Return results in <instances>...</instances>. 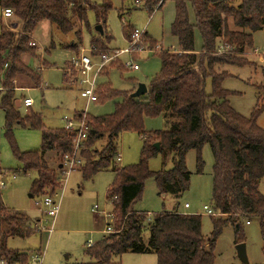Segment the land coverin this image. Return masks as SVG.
Segmentation results:
<instances>
[{"label": "trees", "instance_id": "1", "mask_svg": "<svg viewBox=\"0 0 264 264\" xmlns=\"http://www.w3.org/2000/svg\"><path fill=\"white\" fill-rule=\"evenodd\" d=\"M166 1L143 0L151 13L161 9ZM172 1L176 15L171 34L178 49L161 50V71L147 86L148 93L135 98L134 93L118 92L110 84H104L98 89L99 102L112 98L121 101L113 114L87 118L90 130L81 151L82 178L91 180L102 171L116 173L107 198L109 201L117 198L113 214L118 219L115 233L105 234L87 248L86 255L91 260L87 264H114L126 253L155 254L157 264H214L216 242L224 227L234 224L236 244H242L244 232L239 218L259 216L264 220V193L260 190L264 179V129L258 124L264 113V97L250 117L240 115L229 101L235 93L223 88V82L231 75L220 70L224 66L249 65L240 55L253 48L254 33L264 31V0ZM107 7L111 9L109 4ZM0 8L11 9L17 20L13 30L0 23V109L6 115V136L24 173L37 174L32 194L47 196L50 190L49 196L53 197L60 183L61 167L55 172L46 154L54 151L62 162L72 152L75 135L65 129L47 128L41 115L30 109L23 116L17 107L20 100L15 82L25 76L35 86H41L39 73L22 60L25 54L40 59L36 45H31L38 26L49 23L64 34L74 33L76 42L68 47L77 52L82 44V25L90 32L88 11H99L92 0H0ZM97 23H102L104 34L91 40L95 56L108 53L112 39L107 34L106 14L97 15ZM132 31H124L129 40ZM197 31L202 39L200 50L196 49ZM154 46L152 43L151 47ZM115 68L124 70L120 63ZM106 71L105 68L104 76ZM208 80L212 83L211 93L206 91ZM158 116L164 117L166 129L147 132L145 119ZM16 124L41 130L39 150L19 149L13 137ZM126 132L144 135L145 144L138 164L119 168L118 142ZM103 140L105 145L100 148L98 143ZM206 145L211 147L214 158L211 208L220 215L219 219L213 218L214 230L209 240L202 233L199 215L174 211L150 219L147 213L134 209L149 178H155L163 195L188 191L191 174L187 154L196 151L197 173L203 174L202 151ZM161 152L173 155V168L152 172L148 161ZM34 226L36 223L29 216L4 205L0 187V259L6 264H29L32 252L10 249L8 242L15 237L35 235Z\"/></svg>", "mask_w": 264, "mask_h": 264}, {"label": "rangeland", "instance_id": "2", "mask_svg": "<svg viewBox=\"0 0 264 264\" xmlns=\"http://www.w3.org/2000/svg\"><path fill=\"white\" fill-rule=\"evenodd\" d=\"M137 2H140L141 5H138ZM92 3H95L99 13L88 11L90 30L95 34L97 15L106 14L107 34L112 37L111 42L108 43L110 49L122 50L129 47L125 39V29L144 31L159 42L146 38L145 34L142 45L145 51L135 54L140 70H125L123 64L121 65L124 70H120L115 68L117 62H112L106 67L109 77L102 74L98 79V84H101L100 86L110 84L114 90L128 94L135 93L141 84L149 86L161 71V50L174 52L178 49L174 46L177 41L171 34V24L175 17L174 2L168 0L161 9H156L154 13L144 7L143 0H92ZM108 4L111 5L110 10L107 7ZM3 12L4 10L0 8V23L3 27L13 30L17 21L15 16L6 18ZM191 18L194 21L192 13ZM230 26L233 28L231 22ZM82 28H84L82 45L83 48L89 49L90 34L84 25ZM1 29L0 26V33ZM32 38L40 59L32 58L29 54L23 55L22 58L29 63L34 71L39 73L41 86H35L25 76L17 78L19 111L23 116H26L30 109L41 115L47 128L62 129L65 126V117H78L84 111H87V115L85 119L83 117V121L88 117L98 118L114 113L116 104L121 99L112 98L104 102H93L87 108L85 99L80 96L79 88L77 86L71 88L66 83L71 80L70 61L75 57L74 50L68 47L76 42L74 33L64 34L55 25L44 23L37 27ZM195 41L197 48L200 49L201 36L198 31L195 34ZM152 43L155 44L153 48L151 47ZM220 50H222L221 46ZM112 52L109 51L106 54ZM240 56L248 60V66H224L220 70L227 71L231 75L223 82V88L235 93L229 98L232 108L248 118L260 103V99L264 97L263 30L254 33L253 48ZM122 58L125 60L121 61L125 63L130 59V56L125 55ZM65 67L68 74L66 81L64 78ZM206 91L207 93L212 92L211 80L207 82ZM98 95L100 99L99 91ZM24 97L33 100L34 104L31 108L22 105L21 101L24 100ZM5 118V112L0 109V166L2 168L0 179L5 184L1 187L2 201L8 209L24 213L32 218L33 223H36L35 230H37L36 234L31 237L10 239L9 248L32 252V255L38 254V262L43 260V264L89 263L91 260L86 255L88 243L96 244L104 236L105 222L101 218L102 212L108 210L115 214L114 200L109 201L107 198V190L114 182L115 174L111 170L102 171L93 179L84 181L79 168L71 172L69 176H65L64 178L67 180L63 183L60 177V183L55 192L61 203L59 213L54 221L46 214L47 208L43 205L45 196L33 195L31 192L37 174L36 172L25 174L22 170V163L14 156L6 136ZM258 124L264 129V113L260 116ZM144 127L147 132L165 130L166 121L162 116L147 117ZM13 137L22 152L39 150L42 145V134L39 129L16 124L13 127ZM143 137L144 135L138 132H126L121 135L118 142L120 161L116 160L119 168L133 166L140 162L145 144ZM104 145L105 140L98 143L100 148ZM49 155L48 157H50ZM202 159L205 162V167L203 174H199L197 173L196 151L192 150L187 154L186 163L191 174L188 191L163 195L159 191L155 178L152 177L145 181L143 193L135 203L134 209L137 212L147 213L150 219L159 213L174 212L175 210L199 215L202 220V233L205 239L209 240L214 230L213 221L220 218L219 214L210 215L204 209V206L212 207L213 195L214 158L209 145L204 147ZM60 160L57 156L49 158V165L55 172L58 170L57 165ZM148 166L152 172L170 170L173 168V155L169 152L158 153L157 156L149 159ZM260 190L264 193V179L261 182ZM50 194V190H48L46 195ZM185 204H189L190 208L186 209ZM95 206L99 207L98 211H94ZM37 220L40 221L41 226H37ZM117 220L116 217L113 223L114 230L117 229ZM239 223L244 232L242 244L246 245L249 264H264V220L259 216H242L239 218ZM236 242V226L229 223L217 239L214 264H244L238 256ZM31 261H33L32 258ZM31 261L29 264H36ZM114 264H157V256L155 254L126 253L117 258Z\"/></svg>", "mask_w": 264, "mask_h": 264}, {"label": "built area", "instance_id": "3", "mask_svg": "<svg viewBox=\"0 0 264 264\" xmlns=\"http://www.w3.org/2000/svg\"><path fill=\"white\" fill-rule=\"evenodd\" d=\"M137 4L141 5L140 2H137ZM3 15L6 18H10L13 16V11L7 8L4 10ZM145 34L146 33L144 31L141 32L135 29L131 35V40L129 41V47L123 50H116L110 54H102L99 56H95L92 47H90L89 49H85L81 47L80 49L81 51L79 55L72 58V60L70 61L71 80L67 81V83L69 86L75 84L79 85L80 96L86 100L87 108L91 103L99 101L98 79L99 77L102 76L104 69L114 60L118 59L122 55L128 54L130 56V59L123 64L125 69L134 70V71L140 70V66L136 63L135 54L137 53L139 54L145 51V49L142 47L143 38ZM31 45L35 46L36 44L33 42ZM64 75L65 78L67 79L66 76H68V74L66 68L64 70ZM33 104H34L33 100L30 98H25L23 100V106L26 108L32 107ZM86 115H87V111H84V113L78 115V117L73 116L72 118L71 117L64 118V123H65L64 129L74 134L75 139H74L72 152L66 154L61 162L62 183L67 180L64 178L65 176H69L71 172L81 168V166L84 163L83 158L81 156V151L83 148L82 147L83 142L87 139L90 130L89 125L87 123V118L85 121H83V117L85 119ZM117 160L120 161V156L117 158ZM4 185H5L4 181L0 179V187H3ZM116 200L117 198H114V201ZM60 203L61 200L58 195H55L53 197L47 195L44 197L43 205L47 208L46 214L49 217L53 218L54 221L59 213ZM185 208L186 209L190 208L189 204H185ZM98 209H99L98 206L94 207V211L96 210L98 211ZM204 209L210 215L217 214L209 206H204ZM102 217L105 222L104 233L105 234L115 233L116 231L114 230V226H113L115 217L113 212L104 210L102 212ZM92 246H94L93 243L89 242L88 247H92ZM32 260L36 262V264H43V260L38 262L39 260L38 254L33 255ZM0 264H6V261L4 259H0Z\"/></svg>", "mask_w": 264, "mask_h": 264}, {"label": "crops", "instance_id": "4", "mask_svg": "<svg viewBox=\"0 0 264 264\" xmlns=\"http://www.w3.org/2000/svg\"><path fill=\"white\" fill-rule=\"evenodd\" d=\"M167 2V1H166ZM166 2H164V4H163V6L166 4ZM162 6V7H163ZM161 7V8H162ZM174 7H175V4H174ZM175 15H176V12H175ZM174 20H175V17H174ZM174 22V21H173ZM173 24V23H172ZM172 24H171V26H172ZM15 26H16V24H15ZM102 27V23H96V25H95V29H94V33L95 34H93V31H91L90 30V32H89V36H90V40H92L93 38H99V37H101V35L102 34H104V28H103V33H101L100 31H98V30H96V28L97 27ZM87 32V31H86ZM88 33V32H87ZM99 33V34H98ZM83 36H84V33H83ZM173 37V36H172ZM83 38L84 37H82V43L84 42L83 41ZM146 38H150V39H152L153 41H156V42H158L157 40H155V39H153L148 33H146ZM174 38V37H173ZM125 39H126V41L128 42V44H129V39L127 38V37H125ZM176 39V38H175ZM34 40V39H33ZM75 40V39H74ZM177 41V40H176ZM159 43V42H158ZM159 45H161V44H159ZM174 46H176V48H178V42H177V44H175ZM202 46V39H201V45H200V47ZM81 47H83V45L81 44L80 46H79V48H78V51L76 52V51H74L73 53H75V56H77V54L79 53V51H80V49H81ZM90 47H91V41H90ZM173 48V47H172ZM175 48V49H176ZM196 49L197 50H200V49H198L197 48V46H196ZM116 50H119L118 48H112V49H110L109 51L110 52H114V51H116ZM123 50V49H122ZM79 55V54H78ZM125 55H127V56H129L128 54H125ZM125 55H122V56H120L118 59H116L115 61H113V62H117V63H120V64H124L121 60H125V59H123L122 57L123 56H125ZM33 58V57H32ZM22 60H23V58H22ZM95 60H96V58H95ZM23 62L27 65V66H29L30 67V65H29V63H27L26 61H25V59L23 60ZM111 64V63H110ZM109 64V65H110ZM124 66V65H123ZM66 67H67V65H66ZM65 67V68H66ZM31 68V67H30ZM65 68H64V70H65ZM33 69V68H32ZM109 75H110V73H109ZM106 77H109V76H106ZM64 78H65V75H64ZM65 81H66V78H65ZM16 83H17V81L15 82V86H16V90L18 91V89H19V87H18V85H16ZM66 83H67V81H66ZM68 84V83H67ZM101 85V84H100ZM100 85H99V87H100ZM75 87V86H77L78 88H79V90H80V87H79V85L78 84H75V85H72V86H69V87ZM137 86V85H136ZM133 90V89H132ZM25 98H28V97H24V99ZM82 98V97H81ZM86 101V100H85ZM22 102V105H23V101H21ZM91 104H93V103H91ZM86 107H87V103H86ZM89 107V106H88ZM31 108V107H30ZM62 129H64V128H62ZM50 154V155H49ZM48 155L50 156V157H48ZM55 156H57V154H56V152H54V151H52V152H49V153H47L46 154V159H47V161L49 162V158H53V157H55ZM58 157V156H57ZM57 167L59 168V167H61V161L58 163V165H57ZM114 173V172H113ZM115 174V176H116V173H114ZM82 175V174H81ZM107 192H108V190H107ZM189 209V208H188ZM175 211H179V210H175ZM180 212V211H179ZM101 218H103V217H101ZM32 219V218H31ZM104 220V219H103ZM37 226H41L40 225V221L39 220H37ZM103 234L105 235V233H104V231H103ZM93 245H95L94 243H93ZM11 249V248H10ZM16 250H19V249H16ZM20 251H23V250H20ZM33 256V255H32ZM32 256H31V258H32ZM32 263H34V261H31ZM36 263V262H35Z\"/></svg>", "mask_w": 264, "mask_h": 264}, {"label": "water", "instance_id": "5", "mask_svg": "<svg viewBox=\"0 0 264 264\" xmlns=\"http://www.w3.org/2000/svg\"><path fill=\"white\" fill-rule=\"evenodd\" d=\"M96 30L100 31L101 33H103V28L102 27H97ZM148 93V87L145 84H141L138 86V89L136 90V92L133 94V97L135 98H139L145 94ZM17 107H20L19 102L17 103ZM157 149H159V144L155 145ZM236 250L238 253L239 258L241 259V261L244 264H249V260H248V256H247V252H246V245L244 244H238L236 246Z\"/></svg>", "mask_w": 264, "mask_h": 264}]
</instances>
